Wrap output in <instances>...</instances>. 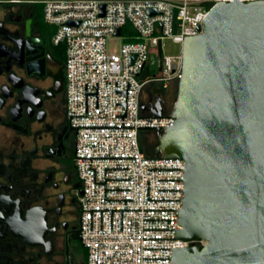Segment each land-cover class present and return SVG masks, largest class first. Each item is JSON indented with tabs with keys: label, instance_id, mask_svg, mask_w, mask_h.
<instances>
[{
	"label": "built area",
	"instance_id": "2783aa9c",
	"mask_svg": "<svg viewBox=\"0 0 264 264\" xmlns=\"http://www.w3.org/2000/svg\"><path fill=\"white\" fill-rule=\"evenodd\" d=\"M26 1L44 3L45 20L56 28L52 40L66 50V105L77 130L87 264H174L175 249L192 244L177 237L185 161L154 158L143 148L149 131L172 127L175 119L170 112L162 117L145 112L142 93L146 85L168 88L182 77V53H162L158 70L163 39L183 44L202 32L214 4L234 0ZM114 37L131 40L110 52ZM151 65L156 74L143 77Z\"/></svg>",
	"mask_w": 264,
	"mask_h": 264
},
{
	"label": "water",
	"instance_id": "95a60500",
	"mask_svg": "<svg viewBox=\"0 0 264 264\" xmlns=\"http://www.w3.org/2000/svg\"><path fill=\"white\" fill-rule=\"evenodd\" d=\"M182 58L175 124L153 154L185 161L177 237L192 244L174 264H264V0L214 4Z\"/></svg>",
	"mask_w": 264,
	"mask_h": 264
},
{
	"label": "flooded vegetation",
	"instance_id": "af4514ba",
	"mask_svg": "<svg viewBox=\"0 0 264 264\" xmlns=\"http://www.w3.org/2000/svg\"><path fill=\"white\" fill-rule=\"evenodd\" d=\"M53 35L38 2L0 1V264H87L77 130ZM178 84L146 85L143 110L170 112Z\"/></svg>",
	"mask_w": 264,
	"mask_h": 264
},
{
	"label": "rangeland",
	"instance_id": "374dc122",
	"mask_svg": "<svg viewBox=\"0 0 264 264\" xmlns=\"http://www.w3.org/2000/svg\"><path fill=\"white\" fill-rule=\"evenodd\" d=\"M38 4H40L41 7H43L44 9V3L42 2H38ZM54 27V32L56 30L55 26ZM129 27H124L123 30L126 33V30ZM126 35V34H125ZM125 41H130L131 39L129 38H124ZM122 38L119 37H114V38H110L108 41V48L110 52H117L119 50V47L121 45V43L124 41ZM64 50L65 47L63 46ZM66 51V50H65ZM162 53L164 56L168 55V56H172V57H176L178 55H180L182 53V44L181 43H177L175 42L172 38H164L163 39V47H162ZM157 72V68L154 72H152L153 74H156ZM145 141H146V146L151 149L152 148V144H154V137L153 135H149L147 134L145 136Z\"/></svg>",
	"mask_w": 264,
	"mask_h": 264
},
{
	"label": "trees",
	"instance_id": "16d2710c",
	"mask_svg": "<svg viewBox=\"0 0 264 264\" xmlns=\"http://www.w3.org/2000/svg\"><path fill=\"white\" fill-rule=\"evenodd\" d=\"M133 39H137L136 37L135 38H133ZM65 51V50H64ZM65 56H66V52H65ZM156 70V67H155V65H151V66H149V67H147V69H146V71H145V73L143 74V77L144 76H147V75H152V72H154ZM143 148L147 151V153L148 154H154V149H153V147L151 148V149H149L146 145H143Z\"/></svg>",
	"mask_w": 264,
	"mask_h": 264
}]
</instances>
